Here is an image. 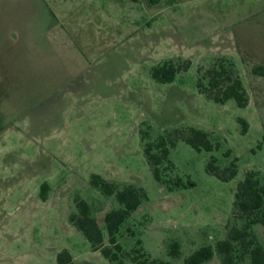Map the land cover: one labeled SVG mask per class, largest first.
Here are the masks:
<instances>
[{
    "label": "rangeland",
    "instance_id": "rangeland-1",
    "mask_svg": "<svg viewBox=\"0 0 264 264\" xmlns=\"http://www.w3.org/2000/svg\"><path fill=\"white\" fill-rule=\"evenodd\" d=\"M72 5L71 15L59 17L65 33H58L41 0H0V264H57L62 248L76 264H113L68 218L78 195L106 233L104 213L120 203L91 185L92 172L147 192L116 233L125 249L140 237L152 257L186 264L195 249L215 247L232 225H242L233 201L246 171L264 176V75L252 70L264 65V0ZM20 24L27 34L22 43L14 34ZM218 55L235 61L247 105L233 98L215 102L199 92L198 68ZM178 57L191 63L174 80L151 76L153 65ZM86 71L95 78L92 85L75 91L77 80L56 89ZM239 117L248 121L244 133ZM190 126L208 131L213 148L178 138L166 172L186 186L168 190L153 176L139 129L147 128L152 140ZM212 156L221 168L237 157L235 176L224 180L209 172ZM43 180L53 185L47 201L37 198ZM252 229L264 244V226ZM173 240L180 244L176 256L169 254ZM201 264H221L220 257L215 251ZM238 264H249V257Z\"/></svg>",
    "mask_w": 264,
    "mask_h": 264
},
{
    "label": "trees",
    "instance_id": "trees-1",
    "mask_svg": "<svg viewBox=\"0 0 264 264\" xmlns=\"http://www.w3.org/2000/svg\"><path fill=\"white\" fill-rule=\"evenodd\" d=\"M156 2L157 0H151ZM188 58H167L159 61L150 69L151 76L160 82L174 80L177 72L186 70L190 66ZM254 73L264 75V65L258 64L252 68ZM197 88L215 102L224 103L233 98L238 106L248 103L249 95L244 82L238 72L235 61L226 55L216 56L206 68H198ZM241 131L248 128V121L239 117ZM143 152L151 167L153 176L168 190H174L186 186L180 177L167 176L166 168L169 164L170 147L175 145L178 138H183L193 147L200 149H212L213 143L209 138V132L203 128L190 126L186 129H176L174 133L160 134L150 140L147 128H140ZM230 154V149L226 151ZM237 157L221 168L212 156L207 162V170L221 179L228 180L237 173ZM168 163V164H167ZM167 164V165H166ZM90 183L97 187L104 195L114 194L119 207L107 210L103 216L104 227L98 223L92 206L84 198L74 197L76 210L69 215L70 221L88 239L93 250L100 252L113 264H171L167 259L152 257L144 248L142 239L138 237L132 248L125 249L117 238V232L121 224L128 218L140 203L147 199V192L141 185L131 182L119 183L105 178L97 172L90 174ZM193 184V181H188ZM48 186L43 183L40 188L41 197L45 198ZM234 213L243 220L242 225H232L226 237L219 239L215 247L205 244L195 249L184 258L186 264H201L212 258L216 251L221 264H238L247 256L249 264H264V244L261 243L253 232L252 225L261 223L264 226V176L259 171L249 169L246 171L234 192ZM134 233V231H131ZM180 253V244L177 240L170 243L169 254L176 256ZM58 264H75L70 251L63 248L57 253ZM81 264H93L83 261Z\"/></svg>",
    "mask_w": 264,
    "mask_h": 264
},
{
    "label": "crops",
    "instance_id": "crops-1",
    "mask_svg": "<svg viewBox=\"0 0 264 264\" xmlns=\"http://www.w3.org/2000/svg\"><path fill=\"white\" fill-rule=\"evenodd\" d=\"M40 1V0H39ZM77 0H41V2L46 6V7H48V10H49V12L50 13H52L53 14V16L55 17V20H53V23H54V26H52V27H56V29H57V31H58V33H65V31H64V26H63V23H61V21H60V19H59V17H63V21H64V18L65 17H67V16H69V15H71L72 13H70V9H69V7L72 5V4H74L75 2H76ZM79 2H80V0H78ZM91 1H93L94 2V0H89V2H91ZM69 2V3H68ZM67 3H68V5H67ZM73 6V5H72ZM93 11L95 12L96 11V4L94 3L93 4ZM77 7V6H76ZM72 8V7H71ZM22 27H25V25L24 24H20V30H18V32H15L14 31V34H15V38L17 39L18 37L20 38L19 39V41H21V43H22V41H23V39H24V36H27V34H26V30H23L22 29ZM71 43V42H70ZM72 44V43H71ZM77 49V48H76ZM79 55V54H78ZM79 73V76H77V77H75L73 80H69V81H66V82H62V83H60V85L58 86V87H56V89H61V88H59L61 85H62V89H63V87H65V85H71V81L73 82V84L75 85V83L77 82V80H79L78 82H77V86H75V88L73 89V90H77V89H79L82 85H92V83H94L93 81L95 80V78H93L90 74H89V72L88 71H86L85 73H82V72H78ZM81 74H82V76H81ZM87 74H89V77H86V75ZM81 85V86H80ZM97 85H101V83H98ZM55 88V87H54ZM53 88V89H54ZM53 93V92H52ZM55 93V92H54ZM51 95V94H50ZM51 96H54V95H51ZM49 179H51V178H48V180ZM48 180H43L41 183H40V188H41V185L43 184V183H46L47 184V186H48V189H47V193H46V196H45V198H43V197H41V194H40V190H39V196L40 197H37V198H41L43 201H47L48 199H49V197H50V191L52 190V183L51 182H49ZM39 200V199H38ZM94 211V210H93ZM94 213V215H95V217H96V214H95V212H93ZM70 215V214H69ZM68 218H69V216H68ZM96 219H97V217H96ZM69 221H70V219H69ZM97 221H98V219H97ZM71 222V221H70ZM72 223V222H71ZM98 223H99V221H98ZM73 224V223H72ZM74 225V224H73ZM75 226V225H74ZM76 227V226H75ZM77 228V227H76ZM78 229V228H77ZM79 230V229H78ZM84 235V234H83ZM63 249V248H62ZM61 249V250H62ZM67 249V248H66ZM60 251V250H59ZM59 251H57L56 252V256H57V253L59 252ZM100 251V250H99ZM71 253V252H70ZM72 255V254H71ZM72 258H73V256H72ZM73 261H74V259H73ZM86 261V260H85ZM83 262V261H82ZM82 262H80L79 264H81ZM56 263L58 264V262H57V258H56ZM74 263H75V261H74ZM76 264V263H75Z\"/></svg>",
    "mask_w": 264,
    "mask_h": 264
}]
</instances>
